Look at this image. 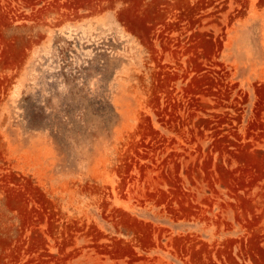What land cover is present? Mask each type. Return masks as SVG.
I'll use <instances>...</instances> for the list:
<instances>
[{
	"label": "rangeland",
	"instance_id": "rangeland-1",
	"mask_svg": "<svg viewBox=\"0 0 264 264\" xmlns=\"http://www.w3.org/2000/svg\"><path fill=\"white\" fill-rule=\"evenodd\" d=\"M0 264H264V0H0Z\"/></svg>",
	"mask_w": 264,
	"mask_h": 264
}]
</instances>
